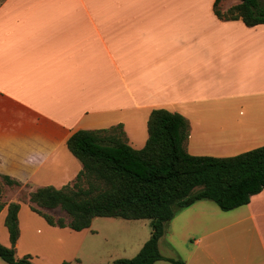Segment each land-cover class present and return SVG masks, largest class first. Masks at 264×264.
I'll list each match as a JSON object with an SVG mask.
<instances>
[{"label":"crops","instance_id":"1","mask_svg":"<svg viewBox=\"0 0 264 264\" xmlns=\"http://www.w3.org/2000/svg\"><path fill=\"white\" fill-rule=\"evenodd\" d=\"M215 2L4 0L0 175L30 185L31 191L71 184L83 169L67 145L74 132L122 124L127 142L141 149L156 108L189 120L185 147L193 155L230 157L263 146L264 24L221 19ZM205 201L175 216L186 210L207 214L206 242L201 256L196 248L191 251L194 263L264 264V190L229 210L235 216L226 226L224 214ZM8 203L0 213L4 222ZM26 203L21 202L16 250L26 235L37 234L36 225L39 236L75 231L50 225L25 210ZM233 227L244 241L251 237L252 246L225 245L224 231ZM200 243L196 239L195 245ZM230 246L235 257L224 259Z\"/></svg>","mask_w":264,"mask_h":264},{"label":"trees","instance_id":"2","mask_svg":"<svg viewBox=\"0 0 264 264\" xmlns=\"http://www.w3.org/2000/svg\"><path fill=\"white\" fill-rule=\"evenodd\" d=\"M221 1L215 2V13L221 19L242 18L248 26L264 24L261 0H241L229 9L230 16L218 8ZM190 128L184 115L156 108L150 114L149 137L141 149L127 142L122 124L74 132L67 145L83 169L73 185L41 186L26 199L8 203L5 225L12 246L0 242V257L9 264H35L31 254L17 257L15 248L20 237L21 202H28L50 225L75 231L90 228L96 217L150 219L152 233L140 252L111 264H154L164 259L186 264L184 259L167 258L160 251L166 225L179 211L203 199L229 211L248 204L253 195L264 190V145L230 157L193 155L185 147ZM1 176L10 186L22 184ZM6 204L0 201V213ZM42 208H60L70 221L55 219Z\"/></svg>","mask_w":264,"mask_h":264},{"label":"rangeland","instance_id":"3","mask_svg":"<svg viewBox=\"0 0 264 264\" xmlns=\"http://www.w3.org/2000/svg\"><path fill=\"white\" fill-rule=\"evenodd\" d=\"M4 0H0V4ZM240 3L239 0H222L218 8L224 15L230 16L229 9ZM261 5L264 7V0H261ZM76 180V179H75ZM74 180V182H75ZM71 183V185L74 184ZM84 183V182H82ZM83 186L87 187L86 182ZM31 192L30 185H15L10 186L5 183L0 175V201L8 203L12 197L26 199ZM209 208L224 214V226L233 221L235 216L230 211H223L213 201L207 200L205 203ZM25 210L29 212L31 209L30 203L25 204ZM42 210L55 219L63 217L70 221V216L62 209H47ZM35 212V211H34ZM40 216V215H38ZM205 211H199L193 215L192 210L185 211L179 214L166 226V232L160 241V251L167 258H182L188 264H195L191 251L197 249V255L202 254L206 239L204 233L208 220ZM211 226L217 227L218 223H211ZM38 231L35 236L26 235L22 247L16 250L17 257H23L27 251H32L33 262L35 264H64L65 261L69 264H111L116 259L136 256L145 242L150 238L152 233L150 219H123L115 217H96L93 220L92 226L79 233L70 231L67 236L60 234H43L36 225ZM28 230V229H27ZM27 232V231H26ZM201 238V243L195 245L196 239ZM34 240L40 241L41 245L35 244ZM48 241L51 244L44 246L43 241ZM0 242L6 246H12L9 238V233L4 222V216L0 217ZM230 245L241 244L245 242L252 246V239L246 238L244 241L242 232H238L237 227L231 228L229 231H224V244ZM33 245L36 247H29ZM52 246V247H50ZM228 248L227 254L224 252V259L235 257L232 247ZM231 253V255H230ZM250 254H252L250 250ZM0 264H9L0 257ZM155 264H172L164 259L157 261ZM200 264H203L200 263Z\"/></svg>","mask_w":264,"mask_h":264}]
</instances>
